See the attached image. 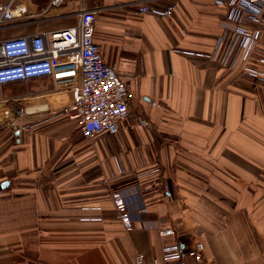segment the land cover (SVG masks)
<instances>
[{
    "label": "crops",
    "instance_id": "obj_1",
    "mask_svg": "<svg viewBox=\"0 0 264 264\" xmlns=\"http://www.w3.org/2000/svg\"><path fill=\"white\" fill-rule=\"evenodd\" d=\"M144 5L175 10L138 13ZM30 8L37 22L3 33L63 28L95 11L103 58L131 75L132 98L116 135L91 141L66 112L70 93L49 78L0 89V264H135L137 252L149 264L164 245L196 242L203 262L187 264H264V85L210 58L224 10L214 0ZM136 185L148 211L127 232L110 194L136 201ZM157 219L173 234L160 236Z\"/></svg>",
    "mask_w": 264,
    "mask_h": 264
},
{
    "label": "built area",
    "instance_id": "obj_2",
    "mask_svg": "<svg viewBox=\"0 0 264 264\" xmlns=\"http://www.w3.org/2000/svg\"><path fill=\"white\" fill-rule=\"evenodd\" d=\"M62 3L63 0H47L36 5L34 0H7L0 4V31L37 22L40 18L35 20L37 14L31 5L44 12ZM214 4L224 10V16L210 58L221 68L242 71L264 85V0H214ZM174 10L175 5H144L138 13L169 17ZM95 17V11L83 9L77 22L66 27L0 38V89L49 78L56 91L70 93L66 112L77 123L81 135L91 141H98L104 134L116 135L129 115L132 98L131 75L117 71L103 58L102 47L95 39ZM14 113L23 116L25 109L18 107ZM158 170L155 167L150 172ZM135 188L136 201L122 189H113L110 194L116 218L127 232L134 228V216L148 211L141 188ZM160 223L164 222L157 219L152 225L160 236L173 234L172 228H159ZM204 249L203 242L189 249L178 243L164 245L149 264H187L188 259L202 263ZM134 259L135 264L145 263L142 253H135Z\"/></svg>",
    "mask_w": 264,
    "mask_h": 264
},
{
    "label": "rangeland",
    "instance_id": "obj_3",
    "mask_svg": "<svg viewBox=\"0 0 264 264\" xmlns=\"http://www.w3.org/2000/svg\"><path fill=\"white\" fill-rule=\"evenodd\" d=\"M34 3L36 4V2H35V0H34ZM37 5V4H36ZM39 18H38V16L35 18V20H38ZM75 22V21H74ZM73 22V23H74ZM31 25H33V24H31ZM30 25V26H31ZM21 26V25H20ZM4 31H6V29L5 30H3L2 32H1V34H0V38H11L12 36H14V35H12V34H8V33H3ZM23 85H26V83H23Z\"/></svg>",
    "mask_w": 264,
    "mask_h": 264
},
{
    "label": "trees",
    "instance_id": "obj_4",
    "mask_svg": "<svg viewBox=\"0 0 264 264\" xmlns=\"http://www.w3.org/2000/svg\"><path fill=\"white\" fill-rule=\"evenodd\" d=\"M35 2L37 5H41V4L43 5L47 2V0H35Z\"/></svg>",
    "mask_w": 264,
    "mask_h": 264
}]
</instances>
